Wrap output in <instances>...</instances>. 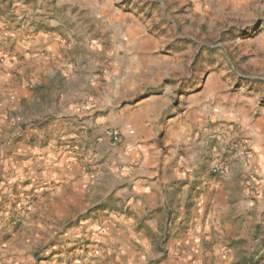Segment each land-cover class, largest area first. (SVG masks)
Here are the masks:
<instances>
[{
	"label": "rangeland",
	"instance_id": "rangeland-1",
	"mask_svg": "<svg viewBox=\"0 0 264 264\" xmlns=\"http://www.w3.org/2000/svg\"><path fill=\"white\" fill-rule=\"evenodd\" d=\"M263 112L264 0H0V264H264Z\"/></svg>",
	"mask_w": 264,
	"mask_h": 264
},
{
	"label": "crops",
	"instance_id": "crops-1",
	"mask_svg": "<svg viewBox=\"0 0 264 264\" xmlns=\"http://www.w3.org/2000/svg\"><path fill=\"white\" fill-rule=\"evenodd\" d=\"M256 125H257V136L259 137V143L260 144H259V146L257 144V148L259 147V152L257 154H255V156H256V158H257V156H259L260 159L263 158L260 161V163H263V165H264V112L258 118ZM142 147L148 149L146 151V153H148V151L161 152L160 149L156 145L149 143V142L146 143L145 145H143ZM161 153H166V152H161ZM163 159L166 160L167 157L164 156Z\"/></svg>",
	"mask_w": 264,
	"mask_h": 264
},
{
	"label": "built area",
	"instance_id": "built-area-1",
	"mask_svg": "<svg viewBox=\"0 0 264 264\" xmlns=\"http://www.w3.org/2000/svg\"><path fill=\"white\" fill-rule=\"evenodd\" d=\"M244 148L245 147H242L243 150H245ZM210 170L213 174H223L226 170V167L221 163H217L213 164Z\"/></svg>",
	"mask_w": 264,
	"mask_h": 264
}]
</instances>
